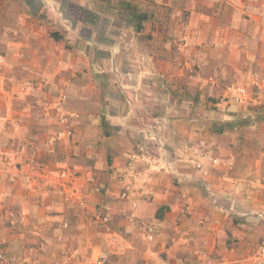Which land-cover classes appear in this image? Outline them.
Instances as JSON below:
<instances>
[{"label":"crops","instance_id":"1","mask_svg":"<svg viewBox=\"0 0 264 264\" xmlns=\"http://www.w3.org/2000/svg\"><path fill=\"white\" fill-rule=\"evenodd\" d=\"M0 50L5 96L64 98L81 149L80 181L64 190L36 179L33 159L0 170V250L13 264H59L66 250L77 264L103 251L111 264H255L264 126L234 133L247 107L228 106V91L219 103L208 80L264 76V0H0ZM28 81L36 90L12 85ZM52 129L36 118L10 144L44 147ZM98 208L111 233L93 222Z\"/></svg>","mask_w":264,"mask_h":264},{"label":"rangeland","instance_id":"2","mask_svg":"<svg viewBox=\"0 0 264 264\" xmlns=\"http://www.w3.org/2000/svg\"><path fill=\"white\" fill-rule=\"evenodd\" d=\"M70 2L71 1H64V8L74 16H83L84 10L77 5L71 4ZM39 6L40 5L37 3L32 5L33 11L36 12ZM258 8L259 4L252 3L248 8L245 6L243 8L238 6L234 7L233 12L234 16L236 13H242L243 16H245L247 12L249 13L256 11ZM3 57L4 54L0 50L1 75H4ZM238 77V75L233 76V82L227 85H225V83H223L222 81H217L218 83L214 84L213 80L216 79L211 77L208 80V84L216 89L218 88V91H220V93H224V91L229 92L227 98L225 97V103L227 102L228 106H231L230 102H232L238 106L247 107V111H238L239 116L236 117V119H238L235 122L239 126H235V128L237 129L234 131V133H245L246 135H248V137L251 138V136L258 134L255 126L257 125V123L264 126V76H262L260 73L252 74L249 84L242 83L240 81V78ZM12 85L17 86L18 89L31 90L32 88H34L36 90V83H32L31 81L25 83H13ZM233 87H236V90H234ZM240 87L245 89V97L243 96L242 101H237V89ZM223 95L224 94H222V96L218 99L219 103L224 98ZM64 105V98L36 99V96H31L30 98L22 99L20 98L19 94H14V97L10 99L5 96L4 84H0V170L5 169V167L7 168L9 166H13L16 167L17 171H20L22 168L21 166L24 165V163L22 164L20 163V161L22 159L26 160L27 158V162L33 159L32 161L36 163L35 169L36 172H39L36 174V179H38L39 177L40 181L42 182H48L50 180L49 177L53 176L56 179V184H58L57 187L61 190H64V188L57 182L58 180H62L60 178V173L63 170L69 172V178L74 184L80 181V173L78 172V168H76L77 165H80V140L78 138L77 132H75L71 124L72 120L76 117L71 112H68L64 108ZM12 107H14L13 112ZM215 108L220 109V106L217 105ZM62 116L67 118L68 121L63 122ZM36 118L38 120L48 121V124L53 127V129L48 134H44V147H36V145H32L29 143H23V145L19 146L11 145L10 143L14 142L15 138L12 137V133L15 135L17 133L16 130L19 129L22 124L26 125L32 120H34L35 122ZM223 120L222 117L218 119V121L216 122L218 126H221V124H223L222 126L225 125ZM39 134H41V132ZM32 161H30V163ZM50 162L53 163V167L55 166L57 168L56 171H54ZM33 168L30 169L33 170ZM53 173L56 174L54 175ZM89 183L92 185L95 183V178L93 176L89 179ZM99 212H103L104 214H106L103 209H96L93 217V222H99L106 233H111L110 224L112 223V218H110L106 214L109 217V222H104L101 218L98 217ZM253 215L257 217L260 216L264 219V212ZM66 224V222L62 224L63 229L69 228V225L67 227L65 226ZM145 227L146 225L142 223H138L137 225L139 231L144 235L145 239L148 240ZM0 252L4 253L3 250H0ZM101 256L107 257L106 264H111V261H113L111 260L110 254L103 251L94 258H89L88 264H97L98 258H100ZM7 259L10 264L16 263V260H11L8 257ZM209 261L210 260H208L207 263H209ZM65 262L66 260L63 256V260H61L59 264H64ZM254 262L255 264H264V247H260L255 253ZM50 264L55 263L51 262ZM113 264L118 263L114 260Z\"/></svg>","mask_w":264,"mask_h":264},{"label":"built area","instance_id":"3","mask_svg":"<svg viewBox=\"0 0 264 264\" xmlns=\"http://www.w3.org/2000/svg\"><path fill=\"white\" fill-rule=\"evenodd\" d=\"M2 59V58H1ZM214 84H217L216 82H214ZM234 90H236V87H233ZM238 92V96L236 97L237 101H242L243 100V96L245 97V89L244 88H238L237 89ZM63 117V116H62ZM63 122H67L68 119L63 117ZM70 174L69 172H67L66 170H63L60 173V178L62 180H58L57 182L59 183V185H61L63 188H68L69 186L73 185L74 183L72 182V180H70L69 178ZM50 180L49 181H56L55 177L51 176L49 177ZM55 185L56 182H53ZM130 197V191L126 188L124 189L121 194H120V198L123 200H127ZM98 217L101 218L104 222H109V217L104 214L103 212H99L98 213ZM128 219L132 222L137 221V215L135 214L134 211L130 212V214L128 215ZM66 227L68 226V224L65 225ZM145 231L147 233V239L149 242H152L154 240V235H153V229L150 226H146L145 227ZM66 262L64 264H77V263H83L85 261V258L78 252V251H68L66 250L65 253L63 254ZM107 263V257L105 256H101L100 258H98L97 264H106ZM0 264H10L6 254L3 252H0Z\"/></svg>","mask_w":264,"mask_h":264}]
</instances>
